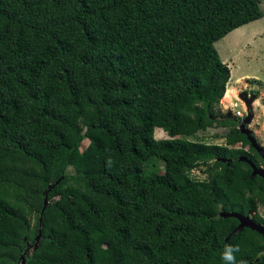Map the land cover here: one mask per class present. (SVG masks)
Masks as SVG:
<instances>
[{"label": "trees", "instance_id": "trees-1", "mask_svg": "<svg viewBox=\"0 0 264 264\" xmlns=\"http://www.w3.org/2000/svg\"><path fill=\"white\" fill-rule=\"evenodd\" d=\"M263 15L259 0H0V264H225L228 245L264 264V237L226 242L238 220L220 216L264 191L238 122L216 117L230 69L214 45ZM200 122L225 143L187 139Z\"/></svg>", "mask_w": 264, "mask_h": 264}, {"label": "rangeland", "instance_id": "rangeland-1", "mask_svg": "<svg viewBox=\"0 0 264 264\" xmlns=\"http://www.w3.org/2000/svg\"><path fill=\"white\" fill-rule=\"evenodd\" d=\"M259 7L264 12V0H259ZM214 45L221 60L230 69V79L226 90L232 87L235 92L228 99L227 97L220 99L215 107L216 117L225 119L238 116L240 127L249 130L255 137V141L260 146H264V15L230 31ZM225 131H227L226 128L209 127L205 122H200L196 134L186 138L224 144L225 140L220 135ZM154 135L158 139L168 137L162 128H155ZM89 147L90 143L85 139L82 142L81 152H87ZM68 170L73 171L72 168ZM190 174L199 179L205 177V174L200 172V167L191 170ZM30 222L32 235L26 245L27 254L38 240V228L41 223L40 218L34 215H31ZM23 260L24 257L22 262Z\"/></svg>", "mask_w": 264, "mask_h": 264}, {"label": "water", "instance_id": "water-1", "mask_svg": "<svg viewBox=\"0 0 264 264\" xmlns=\"http://www.w3.org/2000/svg\"><path fill=\"white\" fill-rule=\"evenodd\" d=\"M240 131L242 133H244L246 135V137L249 139L251 145L253 146V148L255 150L258 151L259 155L263 158L264 160V146H260L256 141H255V137L253 136V134L245 129L244 127L240 129ZM239 159L245 160L246 162H248L252 169L253 172L251 173V177L258 174L263 178V184H264V168L263 169H259L257 168V166L247 157H240ZM47 205V199H44V207ZM221 217H234L238 220L239 224L231 231V233L227 236L226 238V242L229 241V239L235 235L236 233L240 232L244 227H248L252 230L257 231L258 233H260L263 237H264V225L255 223L250 217L248 216H243L239 213L236 212H221L220 213ZM39 238V236L37 237V239ZM24 262V260H23Z\"/></svg>", "mask_w": 264, "mask_h": 264}, {"label": "flooded vegetation", "instance_id": "flooded-vegetation-1", "mask_svg": "<svg viewBox=\"0 0 264 264\" xmlns=\"http://www.w3.org/2000/svg\"><path fill=\"white\" fill-rule=\"evenodd\" d=\"M240 114V113H239ZM238 116H233V117H231L232 119H235L237 122H238V129L240 130L241 129V127H240V122H239V120H238V118H237ZM249 145L251 146V147H253L252 145H251V143H249ZM249 145L248 144H246L245 146H242L240 143H237L236 145H234L233 147L234 148H236V149H238V148H242L243 150H245L246 152H250V148H249ZM254 149V148H253ZM256 152H257V154H258V156L260 157V160H258V163L257 164H255L254 162V164L257 166V168H259V169H263L264 168V160H263V158L259 155V153H258V151L256 150ZM240 157H247V156H245V155H240L239 157H238V159L240 158ZM248 158V157H247ZM252 168V167H251ZM252 172H253V169H252ZM256 175H258V174H256ZM260 176V175H259ZM261 177V176H260ZM261 179H262V188H263V191H264V184H263V178L261 177ZM227 213H229V211H227ZM231 213V212H230ZM236 213H238V212H236ZM240 214V213H239ZM241 215H243V214H241ZM243 216H248V217H250L255 223H258V224H261V225H264V203L263 202H261V200H257V205H256V210H250V211H248V213L247 214H244ZM257 219L259 220V221H257ZM238 224H239V222H238Z\"/></svg>", "mask_w": 264, "mask_h": 264}, {"label": "clouds", "instance_id": "clouds-1", "mask_svg": "<svg viewBox=\"0 0 264 264\" xmlns=\"http://www.w3.org/2000/svg\"><path fill=\"white\" fill-rule=\"evenodd\" d=\"M239 251V246H231L228 245L224 248L222 252V259L225 264H236V256L235 254ZM240 264H244L243 261Z\"/></svg>", "mask_w": 264, "mask_h": 264}, {"label": "bare ground", "instance_id": "bare-ground-1", "mask_svg": "<svg viewBox=\"0 0 264 264\" xmlns=\"http://www.w3.org/2000/svg\"><path fill=\"white\" fill-rule=\"evenodd\" d=\"M233 93H235L233 91V88L232 87H228L227 90H226V92H225L224 97H227V99H228V98H230L233 95Z\"/></svg>", "mask_w": 264, "mask_h": 264}]
</instances>
